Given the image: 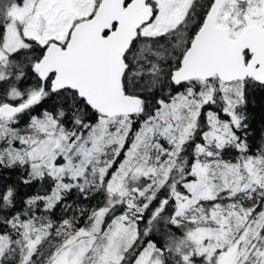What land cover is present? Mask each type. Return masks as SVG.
I'll return each instance as SVG.
<instances>
[{"label":"snow or ice","instance_id":"obj_1","mask_svg":"<svg viewBox=\"0 0 264 264\" xmlns=\"http://www.w3.org/2000/svg\"><path fill=\"white\" fill-rule=\"evenodd\" d=\"M0 85V264H264V0H0Z\"/></svg>","mask_w":264,"mask_h":264},{"label":"trees","instance_id":"obj_2","mask_svg":"<svg viewBox=\"0 0 264 264\" xmlns=\"http://www.w3.org/2000/svg\"><path fill=\"white\" fill-rule=\"evenodd\" d=\"M200 2L203 4H206L208 2V0H200ZM203 11L204 10L202 8H198L197 9L198 15H202ZM30 83H31V81L26 79V80L20 82L18 86H19L20 90L23 91L25 88H27L29 86ZM5 87L6 86H4V85H0V96H2ZM58 103H59V101H57L55 96H53V98L49 99L48 101H46L44 103L43 107L51 110ZM248 112H249V123L251 124L250 132H249V142H250V145L253 147V151L255 152L258 148H260L261 146H264V144H262V137H264V93L257 91L254 97H250ZM33 114H35V113H33ZM22 124H23V121H22ZM5 179L15 180V175H13L11 178H9L7 176V174H5ZM37 190H39V187H37L36 189H22L21 191L23 194L25 191L31 193V192H34ZM66 203L79 205L80 207L87 208V207H90L92 205H96V204L100 203V198L97 197V198L91 199V200H84L83 198L78 197L77 194L73 193L67 199ZM71 215H72L71 211H69L68 213H63L60 208H57L54 216H52L50 218L53 219L54 223H57V222H59V220L62 216H71ZM81 223H82V221H81ZM143 227H144V225L141 224V229H143ZM169 227L171 228V226H169ZM158 228L160 229V232H163L165 230V225H164L163 221H161L159 223ZM171 230L176 235H178V236L181 235V232L179 229L171 228ZM150 238L159 242V243L163 242L162 236L159 233H157L156 231L153 232V234ZM48 247H49V245L45 244L43 250L46 251Z\"/></svg>","mask_w":264,"mask_h":264}]
</instances>
